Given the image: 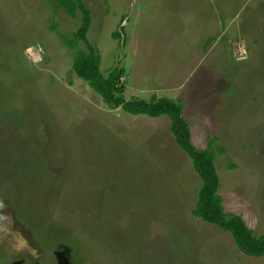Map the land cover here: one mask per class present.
<instances>
[{
	"label": "rangeland",
	"instance_id": "obj_1",
	"mask_svg": "<svg viewBox=\"0 0 264 264\" xmlns=\"http://www.w3.org/2000/svg\"><path fill=\"white\" fill-rule=\"evenodd\" d=\"M82 2L101 71L124 69L126 99L179 101L194 145L222 147L225 210L264 233V0ZM81 16L0 0V264H264L192 214L201 179L169 117L108 104L72 70Z\"/></svg>",
	"mask_w": 264,
	"mask_h": 264
},
{
	"label": "trees",
	"instance_id": "obj_2",
	"mask_svg": "<svg viewBox=\"0 0 264 264\" xmlns=\"http://www.w3.org/2000/svg\"><path fill=\"white\" fill-rule=\"evenodd\" d=\"M65 11L74 16L77 9L81 10V23L74 31L73 37H63L69 46H74L77 40L86 44L85 49L75 51L72 59V70L96 90L102 99L115 106L133 113H146L151 116L166 114L169 117V129L176 143L188 154L193 168L197 171L201 184L192 214L204 221L229 231L237 248L243 253L259 256L264 254V233L255 234L240 213L225 210L222 196L217 192L218 173L215 165V148L222 149L216 143L215 137H208L205 147H196L191 141L189 124L182 113V104L168 96L150 99L124 97V83L120 77L124 73L122 67L113 66L105 75L100 69V53L87 40L86 32L90 22L89 9L82 0H58ZM114 37H120L118 30Z\"/></svg>",
	"mask_w": 264,
	"mask_h": 264
},
{
	"label": "clouds",
	"instance_id": "obj_3",
	"mask_svg": "<svg viewBox=\"0 0 264 264\" xmlns=\"http://www.w3.org/2000/svg\"><path fill=\"white\" fill-rule=\"evenodd\" d=\"M236 59L237 61H240V62L246 60L247 59L246 52L241 53V55L237 56ZM4 207H6V205H4L2 201H0V209H3Z\"/></svg>",
	"mask_w": 264,
	"mask_h": 264
},
{
	"label": "crops",
	"instance_id": "obj_4",
	"mask_svg": "<svg viewBox=\"0 0 264 264\" xmlns=\"http://www.w3.org/2000/svg\"><path fill=\"white\" fill-rule=\"evenodd\" d=\"M152 96H154V95H152ZM143 98V97H142ZM171 98H173L174 99V97H171ZM150 99V98H149ZM184 115V114H183ZM152 117H154V116H152ZM246 222V221H245Z\"/></svg>",
	"mask_w": 264,
	"mask_h": 264
}]
</instances>
